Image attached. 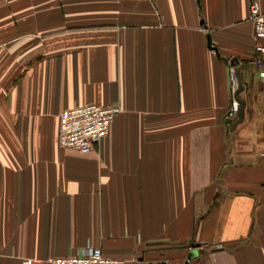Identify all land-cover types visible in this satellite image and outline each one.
Masks as SVG:
<instances>
[{
	"label": "crops",
	"instance_id": "crops-1",
	"mask_svg": "<svg viewBox=\"0 0 264 264\" xmlns=\"http://www.w3.org/2000/svg\"><path fill=\"white\" fill-rule=\"evenodd\" d=\"M251 1L0 0V264L87 246L125 264H264ZM91 102L120 107L108 136L61 147L60 111Z\"/></svg>",
	"mask_w": 264,
	"mask_h": 264
},
{
	"label": "built area",
	"instance_id": "built-area-1",
	"mask_svg": "<svg viewBox=\"0 0 264 264\" xmlns=\"http://www.w3.org/2000/svg\"><path fill=\"white\" fill-rule=\"evenodd\" d=\"M249 19L253 22L256 55L253 58L264 79V12L255 0L250 4ZM233 94L238 83L231 73ZM239 103L234 98L228 118H236ZM120 112L118 105L102 106L96 103L64 108L59 113L58 142L63 148H72L80 153L91 152L101 140L108 136L115 116ZM47 264H125L119 258L107 257L100 247L87 246L75 254L55 256L45 260ZM33 258H24L22 264H36Z\"/></svg>",
	"mask_w": 264,
	"mask_h": 264
},
{
	"label": "water",
	"instance_id": "water-1",
	"mask_svg": "<svg viewBox=\"0 0 264 264\" xmlns=\"http://www.w3.org/2000/svg\"><path fill=\"white\" fill-rule=\"evenodd\" d=\"M208 46L210 47V48H213L214 50H216L217 51V49L215 48V47H213L212 46V44H211V41L210 40H208ZM225 63L227 64V66H230V65H234V63H235V61L234 60H232V59H230V60H228V59H225ZM240 67L239 66H236L235 67V76H236V78H237V83H238V86H237V88H236V90L234 91V98L236 99V101L239 103V107H238V112H237V118L232 122V127L234 128L238 123H240L242 120H243V118H244V109H245V101H244V99L243 98H241L240 97V92L243 90V88H244V85H243V82H242V79H241V75H240ZM198 254V250H192V251H190L189 252V255H188V258H191V257H193V256H195V255H197ZM188 260L189 259H187L186 260V262H185V264H187L188 263Z\"/></svg>",
	"mask_w": 264,
	"mask_h": 264
}]
</instances>
